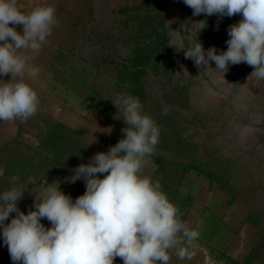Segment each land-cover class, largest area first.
I'll list each match as a JSON object with an SVG mask.
<instances>
[{
    "label": "rangeland",
    "instance_id": "1",
    "mask_svg": "<svg viewBox=\"0 0 264 264\" xmlns=\"http://www.w3.org/2000/svg\"><path fill=\"white\" fill-rule=\"evenodd\" d=\"M180 29L176 15L147 1L118 9L93 4L68 48L77 61L73 78L65 79L69 88L60 90L47 81L39 85L30 78L27 83L39 98L37 113L26 122L0 121V191L11 187L13 178L26 187L17 204L25 213L33 208L36 194L44 191V183L59 182L73 199L82 195L84 180L73 183L68 177L76 166L124 137L123 115L112 101L132 95L160 130L142 174L160 183L179 209V218L200 233L190 249L192 258L181 260L173 250L169 264H264V133L255 139L251 153L238 139L234 142L241 151L219 144L221 167L214 171L216 156L202 154L203 150L194 153L197 149L184 143L193 136L182 130L191 113L189 91L183 88L186 80L171 64L175 59L171 55L182 44L186 48L194 44L196 36L190 31L191 38L185 40ZM84 121L110 126L111 134H92ZM202 139L208 142L206 136ZM225 155L234 163L224 164ZM249 163L253 168L246 169ZM250 180L258 186L254 184L248 195ZM232 184L241 195L231 192ZM41 222L50 226L47 219ZM0 264H14L2 239ZM114 264H123L122 258L115 257Z\"/></svg>",
    "mask_w": 264,
    "mask_h": 264
},
{
    "label": "clouds",
    "instance_id": "2",
    "mask_svg": "<svg viewBox=\"0 0 264 264\" xmlns=\"http://www.w3.org/2000/svg\"><path fill=\"white\" fill-rule=\"evenodd\" d=\"M183 3L193 16L242 17L227 28L226 50L205 49L197 39L198 43L181 48L185 58L206 69L214 62V71L222 74L229 65L243 62L253 67L250 76L264 81V0ZM196 23L198 30L207 26L205 20ZM55 24L56 9L50 4L25 11L18 0H0V77L11 76L7 82L0 79V121L26 122L37 113L38 94L26 80L38 76L39 68L25 53L38 54ZM16 25H22V31ZM112 103L122 112L125 135L106 152H97L74 168L68 180H84L82 195L73 199L59 182H43L44 191L36 194L33 208L25 213L17 204L26 187L13 178L12 186L0 191V239L14 264H114L117 256L123 264H169L173 250L181 260L192 258L190 249L199 231L179 218V209L160 183L142 174L159 142L157 124L142 111L137 97L119 95ZM85 124L92 134L112 131L95 121ZM11 213L15 215L5 223Z\"/></svg>",
    "mask_w": 264,
    "mask_h": 264
},
{
    "label": "crops",
    "instance_id": "3",
    "mask_svg": "<svg viewBox=\"0 0 264 264\" xmlns=\"http://www.w3.org/2000/svg\"><path fill=\"white\" fill-rule=\"evenodd\" d=\"M144 1L154 4L155 8L166 10L168 13L170 11L176 15V24L181 26L180 35L183 39L188 38L189 41L191 31L195 33V43H198L199 40L205 49L215 46L217 53L227 49L225 41L229 39L228 26L237 23L242 18L240 14L231 17L225 16L222 19H218L216 15L193 16L192 9L186 6L183 0H18V6L25 11H31L34 7L44 4H50L56 9V24L39 53H25V55L33 57L30 63L39 68L38 76L31 78V81L38 84L39 81L52 82L60 90L68 89L65 79L73 78L77 65L76 58L68 48L73 40L76 26L85 20L89 10L93 9V4L98 7L110 4L111 7L118 9L139 5ZM201 20H205L207 26L198 30L199 25L196 22ZM10 26L13 25L10 23ZM15 28L17 31H22V25H16ZM191 45L193 44L188 45L187 48ZM181 48L187 49L182 44L180 50L172 53L174 55L171 57L175 59L171 64L183 76L182 80H186L183 81V88L189 91L187 102L191 113L188 115V119H185L186 122L182 130L192 133L193 136L188 141L185 134L184 138L188 142L184 143L190 144L192 149H197L194 153L198 154L203 150L202 154L216 156L214 157V159L217 158L216 164L211 169L214 171L221 167V160L217 157L220 151L216 150L220 149L219 144L225 150H232L229 148L232 145L235 151H241V145L245 148L248 144L246 148L249 150L246 151L244 148L242 150L244 153L245 151L251 153L255 139L260 136V133H264V81H258L250 76L254 69L243 62L229 65L228 71L224 74L214 71L216 70L214 62H210L211 69L198 67L193 60L185 58L184 50ZM184 75L187 76L184 77ZM10 78V74L0 77L5 82ZM205 136L208 138L207 143H203L202 137ZM234 139L240 140L241 145L234 142ZM180 153L183 151H179L177 154ZM234 161L235 159L225 155L222 162L230 165ZM196 162L199 163V160L193 161L195 164ZM200 166L199 164L198 167ZM249 166L253 168L249 163L245 166L246 169ZM229 175L230 173L226 177L229 178ZM254 184L258 186L257 183L250 180L246 194L249 195L253 191ZM226 186H228L227 183ZM234 186L232 184L231 192L241 195L233 188ZM243 197L245 198V196Z\"/></svg>",
    "mask_w": 264,
    "mask_h": 264
},
{
    "label": "trees",
    "instance_id": "4",
    "mask_svg": "<svg viewBox=\"0 0 264 264\" xmlns=\"http://www.w3.org/2000/svg\"><path fill=\"white\" fill-rule=\"evenodd\" d=\"M137 63H135L134 65H136Z\"/></svg>",
    "mask_w": 264,
    "mask_h": 264
}]
</instances>
